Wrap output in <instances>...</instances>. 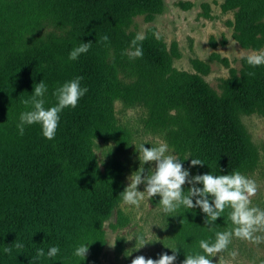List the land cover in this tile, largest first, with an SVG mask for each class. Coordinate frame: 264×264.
Here are the masks:
<instances>
[{"label":"trees","instance_id":"16d2710c","mask_svg":"<svg viewBox=\"0 0 264 264\" xmlns=\"http://www.w3.org/2000/svg\"><path fill=\"white\" fill-rule=\"evenodd\" d=\"M231 1L244 5L240 12L249 27L253 19L264 14V0ZM8 3L9 8L17 6V12H25L20 14L21 23L25 18L31 26H37L40 19L49 20L48 15H52L70 25L78 39L75 45L62 39L50 50L18 37L22 31L4 35L5 28L0 26V264H90L92 244L99 242L101 223L121 191L119 179L97 169L91 147V136L99 130L93 115L106 104L102 96L107 94L111 76L106 71L107 49L114 48L121 55L125 45H131L136 37L134 33H124L132 17L159 11L162 0ZM105 35L107 42L101 41ZM88 42L92 44L87 53L75 61L68 59L73 48ZM137 46L142 47L143 55L134 61L143 67L142 73H153L155 81L161 75L165 78L164 86L156 93L153 117L160 121V114L172 108L181 113L183 120L171 135L180 150H189L191 160L205 163L193 166L199 175H230L253 163L252 146L238 111L257 104L264 106V66L233 76L217 93L201 76L171 68L163 46L154 39L145 38ZM249 72L254 75L249 76ZM78 76L83 77L81 87H87L88 92L75 108H65L59 114L55 138L46 139L40 124L25 125L24 134L20 135V114L32 110L22 101L31 97L35 84L43 80L47 86V109L57 103L53 95L56 88ZM123 94L127 95L128 90ZM109 169L114 172L113 167ZM110 177L115 178L112 181ZM191 187H183L184 194ZM196 198L193 197V203ZM230 211L226 208L211 225L205 224L206 215L200 208L181 206L171 213V219H180V230L174 236L178 245L174 264H182L186 255L204 254L200 240L214 243L215 234L222 231L221 224ZM17 241L23 248L15 247ZM82 244L91 248L85 260L73 255ZM5 247L12 249L11 254L4 253ZM51 247H58L59 253L49 258L47 252ZM41 248L45 256L37 260L36 252Z\"/></svg>","mask_w":264,"mask_h":264},{"label":"rangeland","instance_id":"374dc122","mask_svg":"<svg viewBox=\"0 0 264 264\" xmlns=\"http://www.w3.org/2000/svg\"><path fill=\"white\" fill-rule=\"evenodd\" d=\"M10 5L8 0H0V26L5 28L2 34L22 31L18 37L50 50L65 38L73 45L77 42L78 34L57 17L53 19L54 16L48 15L49 20L40 19L39 25L31 26L27 19L24 18L23 23L19 19L25 12L19 13L17 6L9 8ZM241 5L231 0H162L159 11L132 17L124 33H139L154 39L163 46L171 68L201 76L220 93L233 76L264 66L253 68L247 63L248 55L264 52V14L253 19L252 27H249L240 12L244 8ZM125 46L122 53L125 56L119 55L114 48L107 49L106 71L111 76L107 94L102 96L106 98L103 99L106 104L93 115L99 130L91 136L97 169L119 179L117 185H120L121 193L129 184L128 178L139 167L145 168L146 175L151 174L155 166L154 162L140 165L139 147L145 144L150 148L164 142L168 145L167 154L180 160L183 168L189 171L190 180L199 175V171L190 166L189 150H180L171 135L183 120L181 113L172 108L160 114V121L153 117L157 94L164 86L165 78L161 75L159 81H155L153 73H142L143 67L127 55L135 50L134 47L130 43ZM134 83L136 85H132ZM126 90L128 94L122 95ZM238 118L254 153V162L239 172L257 185L250 206L264 210V106L257 104L249 110L241 109ZM111 167L114 172L109 169ZM114 178L110 177V180ZM186 186L192 185L186 182L182 187ZM144 188V184L138 186L139 191ZM159 200V195L151 199L145 195L136 207L124 204L120 195L101 223L102 235L98 243L92 244L90 264H131L137 256L155 260L164 253L173 255L172 249L178 248L174 236L180 230V219H171V213H163ZM232 227L227 217L221 224V232ZM140 235L147 242L141 248L135 239ZM256 235L264 236V232ZM232 252L236 255L232 256ZM210 259L213 264H264V242L255 244L233 237L226 251Z\"/></svg>","mask_w":264,"mask_h":264},{"label":"clouds","instance_id":"9594fccd","mask_svg":"<svg viewBox=\"0 0 264 264\" xmlns=\"http://www.w3.org/2000/svg\"><path fill=\"white\" fill-rule=\"evenodd\" d=\"M108 39L107 35L101 37L103 42H107ZM144 39L145 36L138 33L131 41L135 50L127 52L130 59L142 57V47L137 46V44ZM91 44V42L81 43L78 47L73 48L68 59L77 60L81 54L89 51ZM247 63L253 68L264 65V52L248 55ZM248 75L253 76L254 73L249 72ZM82 79L83 77L78 76L57 87L53 93L57 103L47 109L44 107V95L47 86L43 80L35 84L31 97L22 101L25 107L31 106L32 110L20 114L17 124L19 134H24L25 125L40 124L43 136L48 140L54 139L60 120L59 114L65 108H75L80 98L88 92L87 87H81ZM144 145L142 144L138 150L140 165L154 162L155 166L152 168L151 174L145 175V168L143 167H139L137 171L131 174L128 178V186L120 193L124 204L139 207L140 202L145 199V195L148 199L159 195V203L163 213H173L181 206L188 209L200 208L206 215V225L213 224L221 217L226 208L231 209L228 218L234 227L229 231L216 232L214 243L200 240L199 247L204 254L186 255L182 264H213L210 258L226 251L233 237L255 244L264 242V236L256 235L258 232H264V210L250 206L251 197L257 192V185L254 180L245 177L238 171L230 175H196L189 180V171L183 168L180 160L167 154L168 145L166 143L160 142L158 146L150 148ZM204 164L200 159H192L190 162V166H203ZM186 182L192 187L189 188L187 194H184L182 186ZM141 184L145 185L143 191L138 190V186ZM197 184H202L203 187H196ZM193 197H197L195 203H193ZM135 239L140 245L139 248L147 244L143 235L137 236ZM15 247L21 249L23 244L17 241ZM3 251L5 254H11L12 249L5 247ZM172 251L173 255L164 253L155 260L137 256L131 261V264H174L178 249H172ZM87 252L88 244H82L75 249L73 255L85 260ZM58 253V247H51L47 252V257H55ZM231 255L235 256L236 253L232 252ZM44 256V249H38L35 258L39 260Z\"/></svg>","mask_w":264,"mask_h":264}]
</instances>
